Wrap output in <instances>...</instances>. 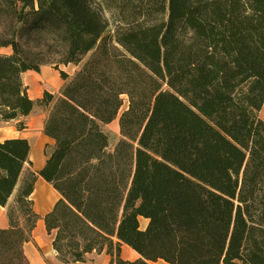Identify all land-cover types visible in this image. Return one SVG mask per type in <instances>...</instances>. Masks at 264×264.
I'll use <instances>...</instances> for the list:
<instances>
[{
	"label": "trees",
	"instance_id": "1",
	"mask_svg": "<svg viewBox=\"0 0 264 264\" xmlns=\"http://www.w3.org/2000/svg\"><path fill=\"white\" fill-rule=\"evenodd\" d=\"M0 50V123L46 109L53 141L39 172L27 140L0 142V264H28L37 177L63 264H264V0H0ZM44 66L63 86L32 101Z\"/></svg>",
	"mask_w": 264,
	"mask_h": 264
},
{
	"label": "crops",
	"instance_id": "2",
	"mask_svg": "<svg viewBox=\"0 0 264 264\" xmlns=\"http://www.w3.org/2000/svg\"><path fill=\"white\" fill-rule=\"evenodd\" d=\"M72 65H68L67 68ZM47 66L41 67L38 73L26 72L23 77V85L27 88V94L32 101L42 99L44 93L50 95H59L63 86V81L59 77L58 72H49ZM74 71L77 67L72 66ZM66 68V67H65ZM69 77L72 74L65 72ZM26 77L29 81H26ZM46 109L40 108L33 111L24 119L25 129L17 131L15 122L5 123L7 127L1 129L0 142L5 139L22 138L27 140L30 146L29 161L31 162V170L39 172L43 167L46 157L44 153L45 146H52L53 141L43 134V124L46 119ZM259 117L264 121V106L259 112ZM60 199L59 194L42 178L37 177L30 200L33 204V211L39 217L32 231V239L23 245V254L28 264H63L61 263L52 249L51 243L54 233L47 234L43 218L51 212L55 203ZM146 225V221H145ZM144 225V227H145ZM8 228V219L6 209L0 207V229ZM127 249L126 246L121 248V257ZM136 259V258H135ZM133 259V260H135ZM110 258L105 253H92L85 263L76 264H108ZM131 261V259H128ZM132 260V261H133Z\"/></svg>",
	"mask_w": 264,
	"mask_h": 264
},
{
	"label": "rangeland",
	"instance_id": "3",
	"mask_svg": "<svg viewBox=\"0 0 264 264\" xmlns=\"http://www.w3.org/2000/svg\"><path fill=\"white\" fill-rule=\"evenodd\" d=\"M104 18L106 19L108 26H109V30H113L114 26L116 25V15L115 13L112 12H104L103 13ZM6 50H0V53H6ZM92 55V53H89L83 61H86L90 58V56ZM46 69L49 72H54L53 69L50 66H47ZM60 70H62L63 72H67L69 74H72V72H75L72 66H69L68 68L66 67H60ZM56 72V71H55ZM26 81H29L26 77ZM126 104L123 105L122 110L125 109ZM37 110H40V107H35V112H37ZM13 124V123H10ZM5 127H7L6 124L0 123V132L2 131L1 129H4ZM103 130L109 134L111 136V149L113 148V146L116 144V142L121 138L119 135V129H118V125H117V120H115L114 122H112L111 124L104 126ZM140 223V228L143 229L144 225H145V221L143 219L139 220ZM127 251H125V253L122 254V258L125 260L131 259V261L135 258H137V255L131 251L129 248L125 249ZM155 264H163L162 262H157Z\"/></svg>",
	"mask_w": 264,
	"mask_h": 264
}]
</instances>
